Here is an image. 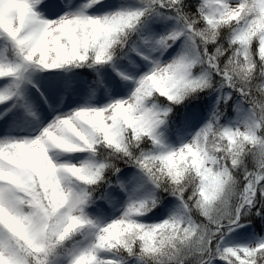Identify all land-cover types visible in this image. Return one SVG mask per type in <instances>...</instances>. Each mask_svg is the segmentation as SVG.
<instances>
[{"label": "snow or ice", "instance_id": "6c2138e0", "mask_svg": "<svg viewBox=\"0 0 264 264\" xmlns=\"http://www.w3.org/2000/svg\"><path fill=\"white\" fill-rule=\"evenodd\" d=\"M0 264H264V0H0Z\"/></svg>", "mask_w": 264, "mask_h": 264}]
</instances>
